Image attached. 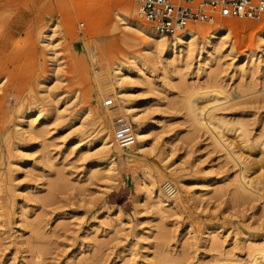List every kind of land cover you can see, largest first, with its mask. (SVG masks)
I'll return each instance as SVG.
<instances>
[{"label": "rangeland", "instance_id": "374dc122", "mask_svg": "<svg viewBox=\"0 0 264 264\" xmlns=\"http://www.w3.org/2000/svg\"><path fill=\"white\" fill-rule=\"evenodd\" d=\"M142 21L135 0H0V264H251L264 251V20L238 22L208 58L198 34L174 63ZM121 87L147 125L142 150L105 146ZM197 88L214 93L197 103L221 134L194 123Z\"/></svg>", "mask_w": 264, "mask_h": 264}, {"label": "bare ground", "instance_id": "6f19581e", "mask_svg": "<svg viewBox=\"0 0 264 264\" xmlns=\"http://www.w3.org/2000/svg\"><path fill=\"white\" fill-rule=\"evenodd\" d=\"M133 8V4H130L129 9ZM240 22L243 25H249V23H246V20H225V25H222L221 28H216L214 30H212L210 27H204V26H198L199 28L194 29V28H188L187 30H185L184 32H181L179 34H177L174 39H172L170 42L167 41V37L157 33L155 30H153L152 28H147L146 26L148 25L145 22H141L142 25V29L139 30L140 33H143L145 38L144 40L148 42V46L149 49H153V50H158L161 51L162 53L165 50H168V57L171 60L172 63L176 62V59L182 55V53L186 52V56L187 59H190L191 57H193L194 54V50L197 46V42L196 39L198 38V34H201L202 37L208 38V41L203 45L204 47H202V50H205V54H207L206 58L212 56V52L214 53L215 51L219 52V43L218 41H223L224 38L228 35L229 30H233V28L235 27V25ZM247 22H251V21H247ZM251 24V23H250ZM147 37V39H146ZM207 40V39H206ZM201 51V50H200ZM140 62L135 60L133 62V65H135L134 67H138L137 65ZM11 64H13V62H11ZM14 65V64H13ZM246 65H248V62L243 66L245 67ZM140 69L138 68L137 71H139ZM122 71L123 68L121 66H117V70L115 72V75L117 76H121L122 75ZM216 86H213V89L211 88L210 90H215L218 91ZM220 87V86H219ZM199 88V87H198ZM197 88V89H198ZM121 90L118 91L115 94V99L116 100H122L123 103L117 105L116 107H114L113 109L111 108H107L105 111V114L102 116L103 118H109L111 120V124L113 125V123L115 122V120L118 119H128L131 120L132 122H135L138 126L135 128V136H136V143H135V148L136 149H143L144 148V144H146V141L148 139V134L146 133V127L147 125H145L143 123L142 120L139 119V113H138V109L136 106L132 105L129 102H126V98H127V93L125 91V89L123 87L120 88ZM201 89V88H199ZM198 90L194 91L193 93H198L197 97L195 94L194 96V100L189 98V102L187 103V107H188V111L190 113V115L193 118V121L196 125L200 126V127H206L207 122H209L211 125L214 126V129L217 130L218 134H221V132L223 130H225V127L222 123H219L216 121V119L214 118V114L213 113H209V116L207 118V120L205 118H203V106L200 108L198 107V99L200 100L201 98L204 97V93L203 91H201L202 93H199ZM207 90V87L205 88ZM209 90V89H208ZM207 90V91H208ZM209 90V91H210ZM214 92V91H212ZM220 92V91H219ZM193 93H192V97H193ZM209 93V92H208ZM216 93V92H215ZM222 93V91L220 92ZM205 92V97H207L208 95L212 98H214V93L212 94H207ZM203 95V96H202ZM213 95V96H212ZM217 95V94H216ZM220 95V94H218ZM196 97V99H195ZM204 97V99H205ZM212 100V99H211ZM108 100H105V103ZM215 102H217L215 100ZM212 103V102H211ZM209 103V104H211ZM214 103V101H213ZM205 108V107H204ZM112 125L110 127V130L108 131V133L103 137V140H105V146L106 148L109 150L113 149V146L115 144L114 139H113V133H112ZM239 130L241 131L240 135L241 137H246V134L244 132V130L242 128H239ZM219 139H221L219 137ZM219 141L217 140V143ZM116 145V144H115ZM117 147V146H116ZM118 148V147H117ZM118 150H120L118 148ZM122 150V149H121ZM247 171V170H246ZM244 179H247V182H244V184H240L238 185V189L241 191V193H248L247 189H246V185H250L251 180H249L247 177H245ZM249 187V186H248ZM163 190L165 192V194H163L161 191L159 190H155L157 192V202L159 204H172V202L169 200L168 196H171L172 194H174L175 192V188L173 186V184L171 182H165L164 186H163ZM253 259L251 261V264H264V251L263 250H255L253 253ZM164 264V263H163ZM165 264H176L175 262H166ZM225 264H232V263H225Z\"/></svg>", "mask_w": 264, "mask_h": 264}, {"label": "built area", "instance_id": "2783aa9c", "mask_svg": "<svg viewBox=\"0 0 264 264\" xmlns=\"http://www.w3.org/2000/svg\"><path fill=\"white\" fill-rule=\"evenodd\" d=\"M140 16L153 30L175 37L196 24L214 25L220 20H264V0H135ZM113 104L108 100L105 106ZM113 139L119 149L136 143L135 131L128 119L112 125Z\"/></svg>", "mask_w": 264, "mask_h": 264}]
</instances>
